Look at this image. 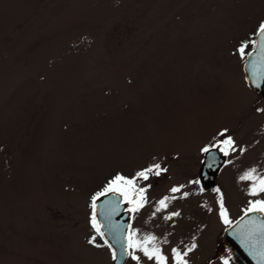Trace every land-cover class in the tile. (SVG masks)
Returning a JSON list of instances; mask_svg holds the SVG:
<instances>
[{"label":"rangeland","instance_id":"1","mask_svg":"<svg viewBox=\"0 0 264 264\" xmlns=\"http://www.w3.org/2000/svg\"><path fill=\"white\" fill-rule=\"evenodd\" d=\"M263 21L264 0H0V264H112L90 201L117 175L144 190L128 236L166 264H229L223 231L264 199L241 179L264 176V100L242 73ZM218 138L235 147L206 189Z\"/></svg>","mask_w":264,"mask_h":264},{"label":"water","instance_id":"2","mask_svg":"<svg viewBox=\"0 0 264 264\" xmlns=\"http://www.w3.org/2000/svg\"><path fill=\"white\" fill-rule=\"evenodd\" d=\"M245 81L247 82L251 91L257 95L261 94L264 97V89L262 88L264 82V50L261 48V38L256 34L255 47L246 57V61L243 66ZM214 154V151L207 156V162L210 160V156ZM224 158H219L218 163L210 170L205 168L203 172V181L206 188L213 186L214 170L219 166ZM121 194L112 193L104 194L98 197L95 201L96 204V219L101 226V232L104 233V239L112 245L116 252V259L114 264H125L128 258L127 250V229L131 222V218L128 214L124 213L125 205L122 204ZM234 225L230 226L231 229ZM226 229L222 236L223 245L229 250L231 257L241 263H249V260H254L255 256H258L264 246V236L257 235L252 237L250 241L244 242V245H258L261 251L256 252L255 249H248L243 252H239L234 249L230 244L229 239L231 236V230ZM241 234V233H239ZM233 239L237 237L231 236ZM260 237V238H259ZM255 240H254V239ZM258 240V241H257ZM256 242V243H255ZM248 252V253H247Z\"/></svg>","mask_w":264,"mask_h":264},{"label":"snow or ice","instance_id":"3","mask_svg":"<svg viewBox=\"0 0 264 264\" xmlns=\"http://www.w3.org/2000/svg\"><path fill=\"white\" fill-rule=\"evenodd\" d=\"M258 35L261 38V48L264 50V22H262L258 29ZM246 45H242L239 49L240 53L243 55L245 52ZM225 145H231L232 141L231 139H228L224 141ZM204 152H208L209 148L203 149ZM149 174L159 175L160 174V165H154L153 167H150L140 173H138V177L147 180L149 177ZM242 180L247 179L252 181L251 186V194L256 195L258 193H264V176H258L256 175V170L251 169L247 173H245L244 176L241 177ZM134 191V181L133 180H127L123 176L117 175L105 188L104 193H101L100 195H104L108 192L112 193H119L123 195L126 198H129V193ZM143 189L140 190V199L138 201H132L131 199L129 202L134 203L133 210H138L139 207L143 206ZM179 191L178 188H173L172 192ZM219 192V189L216 190ZM187 195V193H185ZM167 198L164 200H161L159 204L161 207H167L166 204ZM96 197H93V215L91 217V222L93 228H95L96 232L99 233L101 236L104 235L103 232H101V226L99 222L96 219ZM159 210V209H158ZM248 212H261L264 213V200H256L254 202H251ZM172 215H179V213H173ZM221 216L226 224H229L230 221L228 220L227 214L224 211L223 208V202L221 197ZM171 217H169L170 219ZM156 241V237L154 236H146L143 240H134L132 236L128 237L127 240V248H139L145 256H147L149 259H155L157 261V264H166V258L161 254L158 247L155 246L154 242ZM92 241H90L91 243ZM151 245V247H149ZM109 247H112V245H109ZM195 245H192V248H194ZM191 251V248L189 249ZM173 252L175 254V258L177 261V264H187L186 261L183 260L182 254L179 253L176 249H173ZM186 255V253L184 254ZM262 258H264V254H262ZM113 259H116V252L113 251ZM133 259H137V257H133Z\"/></svg>","mask_w":264,"mask_h":264},{"label":"flooded vegetation","instance_id":"4","mask_svg":"<svg viewBox=\"0 0 264 264\" xmlns=\"http://www.w3.org/2000/svg\"><path fill=\"white\" fill-rule=\"evenodd\" d=\"M258 98H260V99H262L261 97H258ZM262 100H264V99H262ZM220 139H222V138H219V140ZM213 147H211L209 150H213L215 147H216V144L215 145H212ZM227 146V145H226ZM218 256H217V258H221V257H223V256H225V250L224 249H222V251L220 250V251H218ZM229 264H236L235 262H233V261H229ZM249 264H252L251 262H249Z\"/></svg>","mask_w":264,"mask_h":264},{"label":"bare ground","instance_id":"5","mask_svg":"<svg viewBox=\"0 0 264 264\" xmlns=\"http://www.w3.org/2000/svg\"><path fill=\"white\" fill-rule=\"evenodd\" d=\"M231 154V150H230V153H229V155Z\"/></svg>","mask_w":264,"mask_h":264}]
</instances>
